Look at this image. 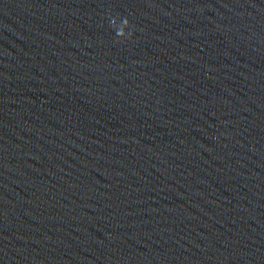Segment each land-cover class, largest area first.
I'll return each mask as SVG.
<instances>
[{
    "label": "water",
    "instance_id": "obj_1",
    "mask_svg": "<svg viewBox=\"0 0 264 264\" xmlns=\"http://www.w3.org/2000/svg\"><path fill=\"white\" fill-rule=\"evenodd\" d=\"M0 264H264V0H0Z\"/></svg>",
    "mask_w": 264,
    "mask_h": 264
}]
</instances>
